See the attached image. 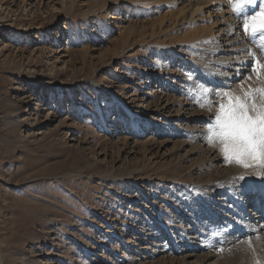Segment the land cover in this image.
Returning <instances> with one entry per match:
<instances>
[{"label":"rangeland","instance_id":"rangeland-1","mask_svg":"<svg viewBox=\"0 0 264 264\" xmlns=\"http://www.w3.org/2000/svg\"><path fill=\"white\" fill-rule=\"evenodd\" d=\"M125 1L0 0V264H184L191 251L194 264H264V231L235 237L211 200L215 182L242 193L264 176L208 142L222 100L202 91L264 86V56L248 37L246 86L216 85L202 53L168 46L220 5L187 0L207 17L175 24L182 0ZM175 79L192 95L170 92Z\"/></svg>","mask_w":264,"mask_h":264},{"label":"bare ground","instance_id":"bare-ground-1","mask_svg":"<svg viewBox=\"0 0 264 264\" xmlns=\"http://www.w3.org/2000/svg\"><path fill=\"white\" fill-rule=\"evenodd\" d=\"M137 1L140 2L141 0H127L123 2V4H125L126 6L134 5V7H137V3H138ZM167 1L168 0H163L161 2H167ZM177 1H181V0H177ZM186 1L187 0H182L181 3H179L182 5V7L179 8L178 14L175 13L174 16H172L173 18H175L174 20L175 24L176 23L179 24L180 22H183V24H185L184 22L186 21L188 23H195L197 21L196 18L207 17L206 12H204L206 9L204 7L207 6L201 3L196 4L192 1L185 5ZM200 1L203 2L206 1L210 3L212 6L214 5L221 6V8L219 9L208 11V13L210 12L208 16H212L215 18L213 24L210 27H206V28L205 26L200 25L202 26V28L199 29L198 27L199 23H198L197 27H194V30L195 28L196 30L195 31L192 30V33L189 34L190 36L188 39H185L181 42L180 39H177L176 43L168 46V49L172 50L171 52H174V54L179 55L180 53L174 50L178 45V46L187 47L190 52L194 51L195 53L196 52L202 53L205 56V59L200 61V59L196 58L194 60L196 69L198 68L199 70H201V73H203L205 76H208L210 78H216L217 79V82H215L216 85H221V86L227 85L228 87L233 86L232 88L234 89L236 88L235 90L234 89L233 90L236 91L238 89L239 92V90H241V87L246 86V80L249 78L250 71L254 65L253 59L251 60L248 56L247 57L243 56V58L241 56V54H243L242 51L243 45H245L249 40L248 36L244 34L242 27V20L236 19L235 17L232 16L229 9L230 6L228 7L226 5V0H200ZM157 2L159 1L156 0L151 2L150 6L156 4L159 5L161 3V2L159 3ZM192 26H194V24ZM191 28L193 29V27ZM188 32H191L190 29ZM245 49L247 51L246 47ZM185 51L188 52L187 50ZM181 56L183 57V55ZM189 58L185 60H187L186 62L190 64L191 61L188 60ZM242 62L243 64L240 65V63ZM174 82L175 84L170 87V92L171 91H173L174 93L178 92L181 95L184 94L188 96L193 92V90L195 89L194 87L196 85L192 83V86L191 87L189 86V88L186 89V87H188L187 86L188 82L186 83V81H184L182 82L181 87L175 89L174 86L177 85V80L175 79ZM212 82H214V80ZM165 96H168V94H166ZM168 97H167L168 99L167 102H172V104H174L171 99L172 97L171 96ZM173 100H177V99L173 98ZM176 102H177L176 104L179 106L180 105L182 106L183 104L180 99H178ZM159 108L157 107V109H155L154 112L160 114L161 108L160 109ZM154 126H155V131H158V128L160 127L159 123L158 122L155 123ZM203 148H205L204 144L199 143L197 146V150L204 152L203 150H201ZM207 150L208 148L206 149V152ZM210 154H211L209 155L210 159L208 158L207 159L208 161L214 164V168L217 170L216 174L219 175L218 173L220 171H218V168L219 167L221 168L222 166L218 164L222 162V158L220 157L219 154H216L215 151H211ZM223 170L222 172H224ZM226 172L227 171H225V173ZM213 184L215 191L211 193L212 194L211 200L215 204H217L219 208L222 209L221 211H223V216L221 217L222 219H220L221 221L220 223H223L224 225L225 224L232 225L231 229L235 237L240 238L246 234H250V233L258 234L264 231V182L258 180L256 184H254L255 186L253 185L252 187H249V189L247 190L244 191L242 190V193L241 192L238 193L233 188L226 187L219 182L218 183L215 182ZM178 250L180 251L181 254H183V251H181L180 249ZM191 252H189L185 256V259L183 258L184 264H194L192 261H190L194 257ZM209 259L210 256H207L204 257L203 260H209Z\"/></svg>","mask_w":264,"mask_h":264},{"label":"snow or ice","instance_id":"snow-or-ice-1","mask_svg":"<svg viewBox=\"0 0 264 264\" xmlns=\"http://www.w3.org/2000/svg\"><path fill=\"white\" fill-rule=\"evenodd\" d=\"M230 4L232 11L242 19L244 34L257 44L264 56V5L250 12L256 0H230ZM249 54L256 56L255 52ZM261 70L264 63L257 59L253 71L260 76ZM202 91L206 95L211 92L222 100L214 121L208 126V142L219 147L226 163L254 169L255 175L264 176V86L250 87L243 95H235L230 89ZM212 106L209 99V109Z\"/></svg>","mask_w":264,"mask_h":264}]
</instances>
